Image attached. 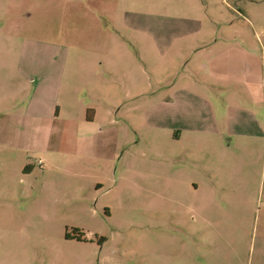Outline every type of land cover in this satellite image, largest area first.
Wrapping results in <instances>:
<instances>
[{"label":"rangeland","instance_id":"obj_1","mask_svg":"<svg viewBox=\"0 0 264 264\" xmlns=\"http://www.w3.org/2000/svg\"><path fill=\"white\" fill-rule=\"evenodd\" d=\"M233 9L259 24L264 0H0V264H264L262 177L229 204L194 135L148 127L164 97L122 91L150 42L126 22Z\"/></svg>","mask_w":264,"mask_h":264},{"label":"crops","instance_id":"obj_2","mask_svg":"<svg viewBox=\"0 0 264 264\" xmlns=\"http://www.w3.org/2000/svg\"><path fill=\"white\" fill-rule=\"evenodd\" d=\"M233 14L236 19L229 22L222 14L205 12L198 17L164 16V21L175 24L162 26L126 22L127 29L150 42H146L148 63H143L141 75L123 85L122 91L164 97L158 103L161 115H150L161 117L163 123L150 125L147 118L148 127L179 133L176 138L183 137L182 132L194 135L195 147L202 153L196 165L214 187L232 193L229 204H239L238 197L243 196L240 205L245 206L251 192H256L255 176L262 177L259 186L264 192V12L256 16L259 24L242 10L233 9ZM125 51L130 52L125 55L133 54ZM154 75L165 78L156 80ZM100 80L89 85L91 91H101ZM159 107L147 113L159 114ZM60 113L58 107L55 114ZM90 118L86 113L85 120L71 122L77 126L93 123V111ZM183 122L194 127H185ZM128 124L135 128L134 123ZM224 177L226 185H220Z\"/></svg>","mask_w":264,"mask_h":264},{"label":"trees","instance_id":"obj_3","mask_svg":"<svg viewBox=\"0 0 264 264\" xmlns=\"http://www.w3.org/2000/svg\"><path fill=\"white\" fill-rule=\"evenodd\" d=\"M90 114H91V111H88L87 112V116H88V119H91L90 118ZM74 236H70V235H67V238L68 239H77V240H79V241H82V237H83V235L81 234V232L80 231H78V230H74Z\"/></svg>","mask_w":264,"mask_h":264},{"label":"built area","instance_id":"obj_4","mask_svg":"<svg viewBox=\"0 0 264 264\" xmlns=\"http://www.w3.org/2000/svg\"><path fill=\"white\" fill-rule=\"evenodd\" d=\"M38 164H41V161L40 160L38 161Z\"/></svg>","mask_w":264,"mask_h":264}]
</instances>
